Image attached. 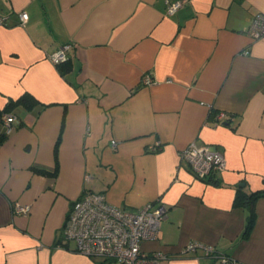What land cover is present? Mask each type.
<instances>
[{"label": "crops", "instance_id": "0c3cea01", "mask_svg": "<svg viewBox=\"0 0 264 264\" xmlns=\"http://www.w3.org/2000/svg\"><path fill=\"white\" fill-rule=\"evenodd\" d=\"M166 1L182 6L168 15ZM258 14L264 0H0V115L23 95L36 103L15 104L0 143V264H115L62 239L83 192L131 210L161 201L158 237L141 244L157 264H219L184 253L193 242L264 264V197L247 238L233 205L238 187L264 190V38L247 35ZM65 44L68 61L50 63ZM191 142L225 170L196 179L180 157Z\"/></svg>", "mask_w": 264, "mask_h": 264}, {"label": "built area", "instance_id": "2783aa9c", "mask_svg": "<svg viewBox=\"0 0 264 264\" xmlns=\"http://www.w3.org/2000/svg\"><path fill=\"white\" fill-rule=\"evenodd\" d=\"M182 6V2L166 1V13L174 14ZM19 25L27 21L25 13L19 15ZM3 19L0 18V23ZM247 35L254 41L264 38V15L254 16ZM70 44L59 47L47 55V60L59 66L68 61ZM247 53V52H246ZM143 84H151L152 79L145 76ZM219 113L218 120L223 118ZM4 134L9 135L19 125L18 118L11 112L2 111L0 115ZM152 152L157 150L154 146ZM181 159L188 165L192 175L204 180L225 170V158L221 152L211 145H197L191 142L180 153ZM12 212L26 216L30 207L15 203ZM167 210L159 200L149 202L142 207L131 210L111 205L104 193L83 192L74 201L62 226V239L74 244V250L86 257L110 261L115 264H157L162 254L146 255L141 244L158 237L160 223L167 217ZM200 250L205 256L215 259L219 264H235L224 255H220L210 246L193 242L184 248V253Z\"/></svg>", "mask_w": 264, "mask_h": 264}, {"label": "trees", "instance_id": "16d2710c", "mask_svg": "<svg viewBox=\"0 0 264 264\" xmlns=\"http://www.w3.org/2000/svg\"><path fill=\"white\" fill-rule=\"evenodd\" d=\"M65 64V63H64ZM61 64V65H64ZM15 104L17 105H21L23 106L25 109H31L36 103L34 101V99L29 96V95H23L17 102L15 103H10L6 110V112H10L11 109L15 106ZM6 137L5 134H2L0 136V143L4 141V138ZM58 144H59V140L56 142L55 145V149H54V153H57V148H58ZM36 173L45 175V176H51V175H55V171L53 173H49L47 171L44 170H34ZM264 197V190H260V191H255V192H244V190L242 188H237L236 189V195L233 201V205L235 207H243L247 210V217H246V223H245V227H244V231L242 234V238H247L253 225L255 222V203L259 198ZM210 258V257H209ZM215 260V259H214ZM216 262V261H215Z\"/></svg>", "mask_w": 264, "mask_h": 264}, {"label": "water", "instance_id": "95a60500", "mask_svg": "<svg viewBox=\"0 0 264 264\" xmlns=\"http://www.w3.org/2000/svg\"><path fill=\"white\" fill-rule=\"evenodd\" d=\"M240 186H241V187H243L244 185H243V184H241Z\"/></svg>", "mask_w": 264, "mask_h": 264}]
</instances>
